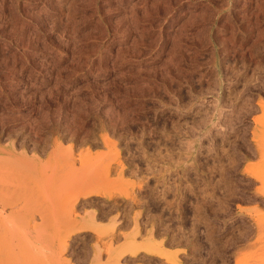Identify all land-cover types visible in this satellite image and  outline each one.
Segmentation results:
<instances>
[{
    "label": "rangeland",
    "instance_id": "374dc122",
    "mask_svg": "<svg viewBox=\"0 0 264 264\" xmlns=\"http://www.w3.org/2000/svg\"><path fill=\"white\" fill-rule=\"evenodd\" d=\"M18 172L39 264H119L129 238L169 264H264V0H0V178ZM1 186L3 216L33 203ZM94 188L115 194L72 201ZM63 209L116 225L63 249Z\"/></svg>",
    "mask_w": 264,
    "mask_h": 264
},
{
    "label": "bare ground",
    "instance_id": "6f19581e",
    "mask_svg": "<svg viewBox=\"0 0 264 264\" xmlns=\"http://www.w3.org/2000/svg\"><path fill=\"white\" fill-rule=\"evenodd\" d=\"M116 153L119 154L118 151ZM30 160L31 161L32 160H35V161L38 162L39 161V158L35 154ZM27 163H29V161H27ZM29 164H31V163H29ZM31 165H32V168H31L30 165H29V168L31 170H33V168H35L34 170H36V167L35 166L33 167V164H31ZM121 165H122V163H121ZM27 167L28 166H26V168ZM22 170L23 169H21L20 171H22ZM29 172L28 173L27 172H18L19 173L18 174V176H19L18 178H16L17 177L16 176L17 174H15L14 177L11 175V179L13 177V179L11 180V182L8 181V180H10L9 178H5L4 177L3 179H5V180H3L2 178H0V183L2 184V186L3 185L5 186L3 188V189H5L4 192H6V194H9V196L15 198L16 196H20L23 193H26V191L29 192L30 190H32V192H30L28 194H31L32 193L31 196L32 197L34 196V199H31L33 203H30V206L28 205L29 207H27V208L26 207L25 208L24 207H20L19 209H16L15 210V209H13V207L10 206L11 207V211H10L9 214H8V212H6L7 213L6 216H3V214H5L4 213L5 210L2 207H0V264H39L37 262L38 261L37 258L39 257V255H38L39 252H40L39 250L42 249L41 248L42 247L41 240L44 239L43 238V231L44 230L42 229V226H41V223L42 222L41 223H38L36 221V216L37 215L38 216H42V212L40 210V204H38V202L40 203V199L37 200L35 198L37 196V195L35 196V194H38V189H35L36 190V193H34L35 192L34 186H32L34 183L31 180V174ZM34 172H36V171H34ZM7 182H9L11 184H9ZM8 184H9V186H8ZM87 186H88V184H87ZM36 188H37V186H36ZM77 190H78V192H77ZM77 190H73L72 191L73 193L70 191L73 194V196H74V197L71 196V198L73 200L72 199H70V200L75 201V199L77 198V196H79L81 194H82V196L90 195V194L91 195L94 194V195H98V196L100 195V196H102L104 198H110V197H112V195L114 196V194H115L114 191L109 190V189H106V188H104V189H100V188L99 189L98 188L97 189L96 188H94V189H87L85 191H82L81 190L82 192L79 191L80 189H77ZM1 191H3V190H1ZM118 192H119L118 194L121 195V196H123V197L130 196L129 198H131V195H130V193L128 191H121V190H119ZM53 193L54 192L52 191V193H50L47 196V198H46L47 201H48V203L49 204H52L50 206V209H49L50 211H48L49 213L46 216L47 217V221L46 222H48V224L51 225L52 228H55L53 226H54V224L56 222L57 217H59V215H57V217H56V211L54 210V207H53V201H52L53 200ZM28 194H27V196H28ZM2 195H4V194H2ZM6 198H9V197H6ZM72 204H70L67 207V208H69V211H72V209H73ZM86 215H89V216L86 218V217H81V216L79 217L78 215H75L73 218H69L67 209H63L62 217L60 215V218H62V222H63L62 227H60V228H62L61 229V232L58 233L56 231L57 232L56 233L54 231V229H51L53 232H55L54 233L55 236L52 234L54 236L53 238L55 239L56 242L58 241V243H56V242L55 243L56 244H59V241H61L62 242L61 243V245H62L61 248L64 249L65 246H66V241H65L64 237L67 236L70 231H78V230H88L89 231V230H91V231H95L97 233H102L105 230L106 231L113 230L114 226L116 225L115 224L116 222L114 221V218L115 217H112L113 220L110 217L109 218L110 220H109L108 223L102 224L101 222H98L97 220H95L93 218L94 211H93V213H91L89 211V213H87ZM46 237H45V239H46ZM52 242H51V244H52ZM154 242H155V246H156V241H154ZM154 242H151L150 244H152ZM125 244H126V246H124V247H127L129 249H123V247H120L119 246L118 248L117 247H114L113 248V251L116 250V252H117V250H119L120 251L119 253L122 254V253H124V250L125 251L128 250L129 252L134 253V252H136L140 248L136 244L135 240H133L131 238H129V240H127V242ZM28 245L31 246V250H30V246L27 247V250L29 248V251H31V252H29V254L31 256L30 259L29 258H26V257H24V255H22L23 249H25V247L28 246ZM96 249H97V247H96ZM149 250L152 251L151 249H149ZM96 251L99 252L98 249ZM16 256H18L17 257L18 259L15 258ZM113 256H114V254H113ZM13 259L14 260L16 259V261H14ZM95 261H98V260H95ZM107 264H109V262Z\"/></svg>",
    "mask_w": 264,
    "mask_h": 264
},
{
    "label": "crops",
    "instance_id": "0c3cea01",
    "mask_svg": "<svg viewBox=\"0 0 264 264\" xmlns=\"http://www.w3.org/2000/svg\"><path fill=\"white\" fill-rule=\"evenodd\" d=\"M119 264H169L165 257L154 252L144 250L134 253L124 252L119 259Z\"/></svg>",
    "mask_w": 264,
    "mask_h": 264
},
{
    "label": "flooded vegetation",
    "instance_id": "af4514ba",
    "mask_svg": "<svg viewBox=\"0 0 264 264\" xmlns=\"http://www.w3.org/2000/svg\"><path fill=\"white\" fill-rule=\"evenodd\" d=\"M141 201H144V202H146L147 204V208H150L151 210L150 211H148V212H150V213H153V209H154V199L152 198H142L141 200H140V202ZM100 204L102 203V202H99ZM143 203V202H142ZM124 205V204H123ZM122 205V206H123ZM122 206L120 207L121 209H122ZM125 206H127V205H125ZM109 208H110V206H107V205H102V208L101 209H99L98 211L100 212V213H102V212H105V211H108L109 210ZM127 208V207H126ZM123 210V209H122ZM166 210L169 212V209H168V207H167V205H166ZM165 217H169V214H165L164 216H163V218H165ZM146 219V215H143V219L142 220H145ZM78 249H82V248H78Z\"/></svg>",
    "mask_w": 264,
    "mask_h": 264
}]
</instances>
